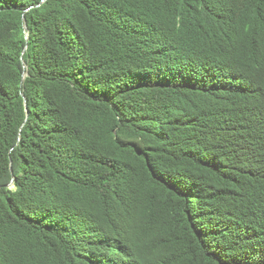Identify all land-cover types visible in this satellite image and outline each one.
<instances>
[{
  "label": "trees",
  "instance_id": "trees-1",
  "mask_svg": "<svg viewBox=\"0 0 264 264\" xmlns=\"http://www.w3.org/2000/svg\"><path fill=\"white\" fill-rule=\"evenodd\" d=\"M0 264H264V0H0Z\"/></svg>",
  "mask_w": 264,
  "mask_h": 264
},
{
  "label": "water",
  "instance_id": "water-1",
  "mask_svg": "<svg viewBox=\"0 0 264 264\" xmlns=\"http://www.w3.org/2000/svg\"><path fill=\"white\" fill-rule=\"evenodd\" d=\"M27 26H28V24H27V22L25 23V28H27Z\"/></svg>",
  "mask_w": 264,
  "mask_h": 264
}]
</instances>
